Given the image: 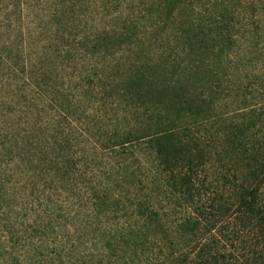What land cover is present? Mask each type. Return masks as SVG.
Here are the masks:
<instances>
[{"label":"trees","instance_id":"trees-1","mask_svg":"<svg viewBox=\"0 0 264 264\" xmlns=\"http://www.w3.org/2000/svg\"><path fill=\"white\" fill-rule=\"evenodd\" d=\"M264 264V0H0V264Z\"/></svg>","mask_w":264,"mask_h":264},{"label":"rangeland","instance_id":"rangeland-1","mask_svg":"<svg viewBox=\"0 0 264 264\" xmlns=\"http://www.w3.org/2000/svg\"><path fill=\"white\" fill-rule=\"evenodd\" d=\"M238 256H239V260H238L237 263H238V264H244V263H243V261H244L243 259H244V258L242 257V254L240 253V254H238Z\"/></svg>","mask_w":264,"mask_h":264}]
</instances>
